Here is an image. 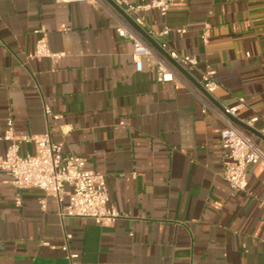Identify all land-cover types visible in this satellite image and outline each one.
<instances>
[{
	"label": "crops",
	"instance_id": "crops-1",
	"mask_svg": "<svg viewBox=\"0 0 264 264\" xmlns=\"http://www.w3.org/2000/svg\"><path fill=\"white\" fill-rule=\"evenodd\" d=\"M99 1L0 0V156L9 118L17 137L48 132L104 173L119 216L110 226L61 217L52 196L17 190L0 170V264H264V169L248 165L244 190L230 188L223 123L198 97L219 110L243 97L232 119L264 150V0H174L165 15L144 12L137 26L153 44L196 57L194 68L180 65L186 75ZM118 19L180 78L158 81L147 63L136 71ZM41 34L64 53L58 61L29 57ZM206 69L218 83L210 98L199 83ZM19 152L34 147L23 142ZM65 233L77 257L61 249Z\"/></svg>",
	"mask_w": 264,
	"mask_h": 264
},
{
	"label": "built area",
	"instance_id": "built-area-1",
	"mask_svg": "<svg viewBox=\"0 0 264 264\" xmlns=\"http://www.w3.org/2000/svg\"><path fill=\"white\" fill-rule=\"evenodd\" d=\"M65 1L100 3L99 0ZM173 1L141 0L138 3H132L129 0H113L138 26H142L144 23V12L155 10L160 15H165ZM118 22L117 34L132 41L131 57L136 71H142L147 63L155 70L158 81L166 82L171 81L174 77L180 78L173 66L149 47L131 27L119 19ZM168 31V27H164L156 35L163 36ZM183 31V29L177 30L179 33ZM201 37L203 42H206L205 35L202 34ZM159 45L169 58L182 67L190 69L196 66L197 59L195 56L180 55L169 49L165 41ZM63 55V52H55L49 49L44 34L36 39L33 50L29 53L30 58L47 57L53 62L58 61ZM199 83L209 95L218 87V83L209 69L200 73ZM198 97L203 103L202 111L210 110L223 123V128L220 131L223 177L232 190H244L246 187V167L255 165L264 169V150L232 119L238 108L244 104V98L239 97L236 105L223 107L222 110H219L209 104L205 98L199 95ZM43 113L45 117L50 116L53 120H57L59 117L46 104L43 105ZM256 119L257 117H253L250 120ZM1 139L5 140L7 145L4 154L0 156V170L6 173L7 182L17 190L38 188L45 194L52 196L59 206L61 217L91 218L99 225L110 226L119 216L118 211L109 203L104 173L85 169L84 157L65 154L62 142H53L48 132L17 137L13 132L12 120L9 118L7 128ZM23 142L31 143L34 152L21 154L19 149ZM262 183H264V178H262ZM15 203L20 204L19 196L16 197ZM259 205L264 207V198L259 200ZM41 207L44 208L43 201H41ZM70 238L71 234L65 233L64 243L61 245V249L66 252L68 259L77 257L76 253L69 252L67 241Z\"/></svg>",
	"mask_w": 264,
	"mask_h": 264
},
{
	"label": "water",
	"instance_id": "water-1",
	"mask_svg": "<svg viewBox=\"0 0 264 264\" xmlns=\"http://www.w3.org/2000/svg\"><path fill=\"white\" fill-rule=\"evenodd\" d=\"M107 1L118 13H120L125 20L129 23V25L136 30L138 33H140L143 37H145L162 55H164L168 61L177 69L179 70L181 73H183L184 75H186V72L182 69V67L180 65H178L176 62H174L173 60L169 59L168 56L164 53V51L162 49H160L159 46L153 44V41L147 37V35L144 33V31L139 28L133 21L132 19L126 15V13H124L112 0H105ZM208 98H210V96L208 94H206ZM236 123H238L237 121H235ZM239 125H241L240 123H238ZM243 127V125H241Z\"/></svg>",
	"mask_w": 264,
	"mask_h": 264
}]
</instances>
